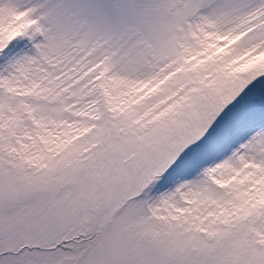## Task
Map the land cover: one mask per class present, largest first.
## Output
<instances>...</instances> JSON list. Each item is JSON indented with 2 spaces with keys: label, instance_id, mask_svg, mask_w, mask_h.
<instances>
[{
  "label": "snow or ice",
  "instance_id": "6c2138e0",
  "mask_svg": "<svg viewBox=\"0 0 264 264\" xmlns=\"http://www.w3.org/2000/svg\"><path fill=\"white\" fill-rule=\"evenodd\" d=\"M0 264H264V0H0Z\"/></svg>",
  "mask_w": 264,
  "mask_h": 264
}]
</instances>
